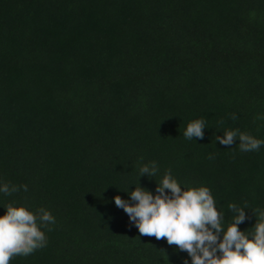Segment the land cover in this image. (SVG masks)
Returning <instances> with one entry per match:
<instances>
[{
	"label": "trees",
	"instance_id": "trees-1",
	"mask_svg": "<svg viewBox=\"0 0 264 264\" xmlns=\"http://www.w3.org/2000/svg\"><path fill=\"white\" fill-rule=\"evenodd\" d=\"M258 114L264 0H0V182L28 189L0 194V215L11 204L55 218L46 247L10 264H190L113 201L138 183L154 193L168 170L209 187L225 227L230 204L247 207L239 229L252 233L264 146L216 136L264 140ZM195 119L203 138L188 140ZM148 162L156 182L139 177Z\"/></svg>",
	"mask_w": 264,
	"mask_h": 264
},
{
	"label": "clouds",
	"instance_id": "clouds-1",
	"mask_svg": "<svg viewBox=\"0 0 264 264\" xmlns=\"http://www.w3.org/2000/svg\"><path fill=\"white\" fill-rule=\"evenodd\" d=\"M231 118L236 119L235 115ZM257 119L264 120V115L258 114ZM205 127L204 119H195L187 124L183 136L188 140L202 139ZM236 138L241 152L259 151L264 146V140L238 129H225L222 136H216V141L230 146ZM158 172L155 162L142 163L139 177L155 180ZM20 188L28 190L27 185L17 187L0 182V194L5 196ZM128 197L116 195L113 201L139 233L177 246L187 253L190 264H264V210H257L259 220L248 234L239 229L247 218V207L230 204L233 217L225 227V215L218 210L211 189L203 185L185 189L171 170L164 173L159 184L156 182L154 193L138 183L128 191ZM54 223L55 218L43 208L33 212L25 206L9 204L0 215V264H10L14 256H29L46 247L44 230L50 231L49 225Z\"/></svg>",
	"mask_w": 264,
	"mask_h": 264
}]
</instances>
